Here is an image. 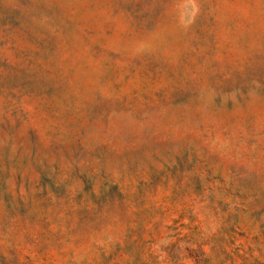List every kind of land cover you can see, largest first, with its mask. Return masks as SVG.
<instances>
[{"label":"rangeland","instance_id":"1","mask_svg":"<svg viewBox=\"0 0 264 264\" xmlns=\"http://www.w3.org/2000/svg\"><path fill=\"white\" fill-rule=\"evenodd\" d=\"M0 264H264V0H0Z\"/></svg>","mask_w":264,"mask_h":264}]
</instances>
